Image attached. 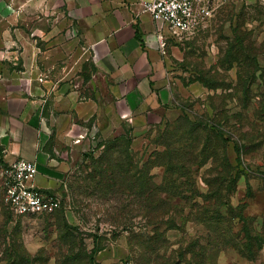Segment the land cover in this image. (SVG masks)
<instances>
[{
	"label": "rangeland",
	"instance_id": "1",
	"mask_svg": "<svg viewBox=\"0 0 264 264\" xmlns=\"http://www.w3.org/2000/svg\"><path fill=\"white\" fill-rule=\"evenodd\" d=\"M243 56L264 69V0L218 4L192 35L170 41L180 115L95 139L100 146L67 174L58 211L13 215L0 156V264L25 253L42 264H88L94 237L99 264H264V73L243 89ZM204 143L215 167L200 154ZM226 159L232 171L217 176Z\"/></svg>",
	"mask_w": 264,
	"mask_h": 264
},
{
	"label": "crops",
	"instance_id": "2",
	"mask_svg": "<svg viewBox=\"0 0 264 264\" xmlns=\"http://www.w3.org/2000/svg\"><path fill=\"white\" fill-rule=\"evenodd\" d=\"M172 40L138 0H0L4 163L34 162L35 186L60 195L95 139L178 117Z\"/></svg>",
	"mask_w": 264,
	"mask_h": 264
},
{
	"label": "built area",
	"instance_id": "3",
	"mask_svg": "<svg viewBox=\"0 0 264 264\" xmlns=\"http://www.w3.org/2000/svg\"><path fill=\"white\" fill-rule=\"evenodd\" d=\"M141 12L161 22L172 38L192 35L204 25L215 6L233 0H138ZM38 173L34 162L18 159L2 171L3 200L16 216H34L55 212L61 207L59 196L35 186Z\"/></svg>",
	"mask_w": 264,
	"mask_h": 264
},
{
	"label": "trees",
	"instance_id": "4",
	"mask_svg": "<svg viewBox=\"0 0 264 264\" xmlns=\"http://www.w3.org/2000/svg\"><path fill=\"white\" fill-rule=\"evenodd\" d=\"M242 59V65H244L245 67H246V69L247 68H249V70H247L244 74H245V76L247 77V80L246 81H243L241 78V76L239 75L238 76V80L239 81H241V82H243L242 84H243V89H244V86H245V84L247 83V82H250V83H253L254 81L253 80H255L256 79V74L257 73H264V69H262V68H260V66L258 65V62H257V59H256V57L255 56H247V57H242L241 58ZM251 71V72H250ZM252 77V78H251ZM251 80V81H250ZM203 83V82H202ZM205 86H207V85H205ZM212 89H216V87H213ZM213 108V107H212ZM214 109V108H213ZM194 129V128H193ZM205 129H207V130H209V132L210 133H212L211 131H217V128H215V126H211V128H208V125H207V127H205ZM194 130H197V127H195V129ZM217 133H219V132H217ZM223 141H224V139H223ZM227 141V140H226ZM97 146H100L99 144H97ZM97 146L95 147V148H97ZM200 147H201V149H200V154H204L205 156H207V159H209V158H211L212 159V166H216V164H215V162H216V160H215V153H212L213 151H211L210 152V154H205L206 152V150H205V148L207 147V145H206V143H204L203 145H201L200 144ZM94 148V149H95ZM234 150H235V152H236V155H237V161L239 162V155H240V153H239V149H238V147H237V144H235L234 145ZM199 151V150H198ZM190 153H189V160H191V157H192V154H193V151L191 150V148H190V151H189ZM195 154H196V151H195ZM86 155V154H85ZM0 156H2V149H1V147H0ZM227 158V157H226ZM169 161H171L170 160V158H169ZM171 163V162H170ZM192 163V162H191ZM215 164V165H214ZM190 167V169L193 167V166H189ZM226 169H230L231 171H232V169H233V167H232V165H231V163L228 161V159H226L225 160V163L220 167V173L217 175V176H219V175H222V174H225L224 173V171L226 170ZM218 170V169H217ZM222 176H224V175H222ZM230 176H231V173L229 174V178H230ZM217 180H219L221 183H220V190L223 188V185H224V183H226V180H224V179H222L221 177L219 178V177H217L216 178ZM231 179V178H230ZM229 183L231 184V183H235V181L234 180H230L229 181ZM207 185H208V187H209V198H211L212 197V192H211V189H212V182L211 181H207ZM57 196H59L60 197V195H57ZM61 208V207H60ZM58 210H60V209H58ZM58 210H56V211H58ZM10 211V210H9ZM11 212V211H10ZM12 213V212H11ZM13 214V213H12ZM14 215V214H13ZM139 238H141V237H139ZM249 240H247V244H246V246H248L249 245ZM99 251V249H98V247H97V243H96V238L94 237L93 238V247H92V249H91V251L89 252V255L87 256V263L88 264H99L98 262H96L95 260H94V255H95V253H97ZM25 256H27V259L25 260V259H23V257L22 256H19L18 258H19V260H20V262H18V263H16V264H42V260H40V258L38 257L39 255H36V256H31V255H29V254H26L25 253ZM11 257V256H10ZM15 260H12V262H9V261H7V264H13V262H14ZM44 262H45V260H43Z\"/></svg>",
	"mask_w": 264,
	"mask_h": 264
},
{
	"label": "water",
	"instance_id": "5",
	"mask_svg": "<svg viewBox=\"0 0 264 264\" xmlns=\"http://www.w3.org/2000/svg\"><path fill=\"white\" fill-rule=\"evenodd\" d=\"M177 264V263H176Z\"/></svg>",
	"mask_w": 264,
	"mask_h": 264
}]
</instances>
